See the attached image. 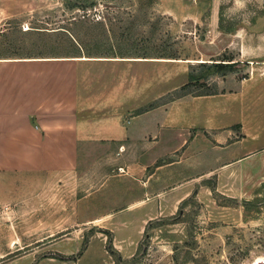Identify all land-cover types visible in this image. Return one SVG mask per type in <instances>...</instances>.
<instances>
[{
  "label": "rangeland",
  "instance_id": "obj_1",
  "mask_svg": "<svg viewBox=\"0 0 264 264\" xmlns=\"http://www.w3.org/2000/svg\"><path fill=\"white\" fill-rule=\"evenodd\" d=\"M44 56L91 59L74 65L82 102L127 98L128 118L160 108V163L177 160L179 174L189 142L206 136L189 123L249 126L258 113L264 143V80L215 99L264 76V0H0V59ZM120 173L82 201L3 200L0 264H264V185L210 174L171 190L162 177L159 200L133 204L141 180Z\"/></svg>",
  "mask_w": 264,
  "mask_h": 264
},
{
  "label": "crops",
  "instance_id": "obj_2",
  "mask_svg": "<svg viewBox=\"0 0 264 264\" xmlns=\"http://www.w3.org/2000/svg\"><path fill=\"white\" fill-rule=\"evenodd\" d=\"M88 60L80 56L0 59V206L5 199L11 206L28 196L41 202L85 200L113 167L121 169L120 178L141 180L145 198L133 204L159 200L162 177L171 190L202 187L210 174H215L218 186L264 185L258 113L251 115L249 126L240 122L212 126L208 118L200 125L189 123L191 128L204 129L206 136L189 142L185 157L192 162L186 167L190 172L179 174L177 160L160 163V108L128 118L127 98L119 105L112 100L82 102L74 65ZM263 80L264 76L252 77L247 88L215 99L244 98L252 94L253 84ZM206 100L214 99L202 101ZM188 194L189 190L182 191L177 203ZM246 194L236 193V198ZM157 214L148 215L145 222Z\"/></svg>",
  "mask_w": 264,
  "mask_h": 264
}]
</instances>
